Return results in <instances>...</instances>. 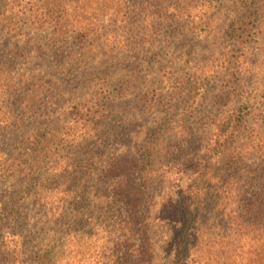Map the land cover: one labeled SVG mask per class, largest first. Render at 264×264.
<instances>
[{"label":"rangeland","instance_id":"rangeland-1","mask_svg":"<svg viewBox=\"0 0 264 264\" xmlns=\"http://www.w3.org/2000/svg\"><path fill=\"white\" fill-rule=\"evenodd\" d=\"M132 1L135 0H108V5L114 7L109 12L107 8L103 9L105 8L103 4L97 2L78 7L83 21H86L87 17H92L99 23L102 19L98 28L102 29L100 40L85 50L76 49L70 45L71 43L67 46L52 45L50 42L52 34L48 28L42 30L29 27L26 29L29 41L20 42L21 53L14 60L0 57V200H6L14 194L18 197L25 195L28 198L26 205L16 206L17 210L13 217L17 218V221L6 223L22 236L15 235V238L22 242L17 249V258H23L24 264H36L32 252L33 249L39 250L41 246L50 247L54 253L51 261L54 264H100L101 256L97 257L96 254H103L104 248L100 247L107 242L102 235H96L97 231L92 228L93 224L87 222L73 223L70 229L69 223L61 220L57 223L43 224L51 219V215L48 219L44 216L46 208L45 200L40 198L42 195L38 197L33 195L39 190H44L46 195L50 192L45 190H50L54 194L53 197L60 201L59 197L65 196L62 192L69 189L62 186V182L67 179L54 176L48 180V177L54 174L48 170L46 175L40 172L34 177L18 178L10 170L12 166L33 160L31 156H23L24 153H32L31 148L37 147L35 144L39 143L38 140L48 137L46 134L52 128L58 127L57 125L72 126L71 120L74 115L86 114L85 119H92L94 112L101 114L98 112L99 109L106 112L119 136L106 140L100 136L87 134L80 137L77 144L76 150L82 155L80 162L91 167L90 179L87 178L88 186L100 180L104 181L100 179L101 177L108 178L106 172L116 156H121L123 163L132 164V170L137 173L138 183L146 181L152 169L150 173H153L158 184L148 191L152 203L149 220L153 219L150 240L157 245L159 256L173 264L170 245L172 221L169 214L163 220L156 216L162 210L169 193L176 191L181 176L183 177L181 183L184 185H189L197 177L195 167L206 151L207 141L213 131L211 126L213 120L230 112L233 107L245 100L237 92L240 87L234 86L235 78H230L223 65H229L226 55L230 25L247 0H199L197 3L199 6L194 14L200 17L198 21L201 24L211 18L207 30L199 28L185 30L170 41L164 35L157 41H151V45L128 49L122 45L124 37L119 35V30L113 33L108 30H114L113 22H117L116 26L120 28L124 26L121 17L117 19L110 15L115 8L122 5V2L127 6ZM259 1L263 7L264 19V0ZM96 10L99 12L93 14L92 11ZM69 11L73 13L71 16L73 19L74 10ZM125 11L123 8V12ZM154 20V16L144 15L143 26L148 27ZM258 34L255 47L257 50L254 51L256 54L253 58L243 57L239 63L262 66L256 73L257 76L241 77L244 84L241 87L243 91L246 90L247 95L259 91L264 82V24L259 28ZM113 40H116L115 44ZM12 47L10 43L3 48L12 51ZM20 79L24 81L22 85L25 87L17 91ZM176 79L177 83L187 84L188 80H195L200 81L202 85L196 97L202 103L199 108L203 118H199L195 126L187 132L176 127L175 123L171 131L161 130L160 125L168 115L155 107H145L142 103V95L145 92L154 89L166 90L168 81ZM7 84L10 85L5 87ZM14 84L17 86L10 89ZM6 88L9 89L7 95ZM184 96L185 93L182 95L181 108L186 110L184 104L186 107L188 105L187 100L183 102ZM96 102L106 105L97 108L94 106ZM74 106H78L79 114L75 112L72 114ZM90 110L93 111L88 113ZM13 116L19 120L20 116L23 118V122H18L15 128L10 127L11 124L8 122L14 119ZM36 117L39 118L38 122L34 121ZM227 154L224 153L214 163L211 171L214 183H218L226 174L231 179L234 178L231 175L232 169H229L230 156ZM69 155L72 161L75 158L74 154ZM244 160L245 164L256 167L264 164L261 159L252 156ZM115 169L119 168L115 165ZM115 173L118 172H111V175ZM85 178L86 176H81L77 180L70 178L68 183L78 184ZM74 188L77 187L72 185L70 196L76 195V192H73ZM30 191L33 194L27 195ZM151 194L155 195L154 200H151ZM106 208V204L101 203L98 206L95 204L88 206L85 211L91 215L89 221L101 223ZM166 208L168 212L171 209L170 206ZM11 211L0 209V219H4ZM3 222L5 223V220ZM44 225L50 226L53 231L46 233L41 228ZM209 227L210 248L198 247L199 241L193 242L190 253L193 264H206L207 256L211 254L215 256L217 251L222 250L216 244L220 241L215 236L217 228L210 223ZM5 236L10 239L9 236ZM86 244L90 245L87 250ZM66 246L69 247L66 249ZM63 251L69 254L64 252V255H60ZM202 252L205 259L200 262L197 260L198 253ZM221 261L224 262L223 259ZM210 262L218 264L217 260Z\"/></svg>","mask_w":264,"mask_h":264},{"label":"trees","instance_id":"trees-1","mask_svg":"<svg viewBox=\"0 0 264 264\" xmlns=\"http://www.w3.org/2000/svg\"><path fill=\"white\" fill-rule=\"evenodd\" d=\"M198 1L135 0L127 6L122 2V5L115 8L110 16L117 19L121 17L124 26L120 28L116 26L117 22H113L114 30L109 29L108 31L113 33L119 30V35L124 37L122 45L128 49L151 45V41H157L164 35L170 41L177 34L189 29L199 28L205 31L210 25L211 18L203 24L199 23L200 17L194 14L199 6ZM90 2L103 4L105 6L103 9L107 8L108 12L114 9L113 6L108 5V0H0V57L14 60L21 53L22 44L20 42L29 41L26 30L29 27L42 30L48 28L52 34L50 42L55 46L60 44L67 46L71 43L70 45L79 50L92 47L95 41L100 40L102 36V29L98 30L102 19L99 23L92 17H87V20L83 21L78 9L79 6ZM122 7L125 8V12ZM69 10H74L73 19L71 18L73 13ZM98 12L99 10L92 11L93 14ZM101 12L104 14V10ZM146 14L155 18L148 27L143 26ZM262 17L261 2L247 0L232 21L228 31L226 55L229 65H223V67L230 78H235L234 86L240 87L237 92L245 100L233 107L230 112L213 120L211 124L213 131L207 141L206 151L195 167L197 177L189 185H184L181 183L183 180L181 176L178 179L176 191L169 193L162 210L156 216L163 220L169 214L172 221L170 245L173 264H193L190 253L195 241H199L198 247L210 248L209 223L218 230L215 236L220 241L216 244L222 250L214 253L215 256L212 254L207 256L206 264H213L215 261L210 262L213 260H217L218 264H264V164L256 167L245 164L244 160L252 156L261 159L264 163V82L259 91L248 95L241 87L244 85L241 77L257 76L256 73L262 69V66L239 65L243 57L253 58L256 54L254 51L257 50L255 47L259 37V28L264 24ZM115 42L116 40H113L114 44ZM10 43L13 45V52L11 49L3 48L4 45ZM168 82L166 90L154 89L145 92L142 95V103L145 107H155L168 115L160 125L161 130L171 131L175 123L176 127L187 132L195 126L199 118H203L199 108L202 103L196 97L202 89L201 82L188 80L187 84H184L185 82L177 83V79ZM22 84L24 81L21 80L17 91L25 87ZM16 86L17 84L11 85L10 89ZM8 91L9 89L6 88V95ZM184 93L183 102L187 100L188 105L186 107L184 104L186 110L181 108ZM103 105L106 104L94 103L97 108ZM77 107H73L72 114L74 112L79 114ZM98 112L101 114L94 112L92 119H85L86 114L84 116L74 115L75 117L71 120L72 126L57 125L58 127L52 128L46 134L48 137L38 140L39 143L35 144L37 147L31 148L32 153H24L23 156H31L33 160L12 166L10 170L18 178L34 177L40 172L46 175L50 171L54 174L48 177V180L54 176L67 179L62 182V186H67L69 189L62 192L65 196L59 197L60 201L53 197L54 194L50 190H45V192H50L46 195L44 190H39L33 195L37 197L42 195L40 198L45 200L44 207L46 208L44 216L48 219L51 215V219L43 224L57 223L61 220L69 223L68 229L73 226V223L93 224L92 228L96 229V235H102V238L107 241L106 245L100 247L104 248L102 249L103 254L95 253L97 257L101 256L100 264H169L159 256L157 245L150 240L153 219L149 220L152 203L148 197V191L150 188H155L157 183L153 173H150L152 169L146 181L138 183L137 173L132 170V164L123 163L120 159L122 157L116 156L106 172L108 178L101 177L100 179L104 181L100 180L88 186L87 178L90 179L91 167L80 162L82 155L76 150L78 140L87 134L100 136L101 139L106 140L119 136L106 112L102 109ZM13 118L8 121L12 128L17 127L18 122H23L22 116H20L21 120L14 116ZM38 119L36 117L34 121L38 122ZM224 153L230 156L229 169H232L231 175L234 178L231 179L226 174L220 178L218 183H214L211 171L216 159ZM69 154H74L75 158L72 161H70ZM115 165L119 168L118 170L115 169ZM115 171L118 173L111 175V172ZM81 176H86L82 182L79 181L81 183H68L70 178L77 180ZM72 185L78 188L73 189V192H76L75 196H70ZM29 194L33 193L30 191L27 195ZM50 194L52 197H48ZM154 198L155 195L151 194V200ZM27 200L25 195L18 197L16 194L9 196L6 200H0V209L12 210L4 219H0V264L25 263L23 258H17V249L22 242L15 238V235L22 236L6 223L9 221L11 224L17 221V218L13 217L17 210L16 206L26 205ZM100 203L106 204L107 207L103 213V221L92 223L88 219L91 215L85 209L94 204L98 206ZM167 206L171 208L169 212ZM41 228L46 233L53 231L48 225ZM1 234L9 236L10 239L5 235L2 237ZM87 244L86 250L90 246ZM68 247L66 246V249ZM64 252L69 254L63 251L60 255H64ZM32 253L34 263L54 264L51 262L54 253L50 247L41 246L39 250L33 249ZM198 255L199 258L196 259L200 262L205 259L203 252Z\"/></svg>","mask_w":264,"mask_h":264}]
</instances>
